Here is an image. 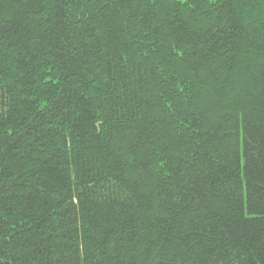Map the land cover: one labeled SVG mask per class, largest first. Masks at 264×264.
<instances>
[{"label":"trees","instance_id":"obj_1","mask_svg":"<svg viewBox=\"0 0 264 264\" xmlns=\"http://www.w3.org/2000/svg\"><path fill=\"white\" fill-rule=\"evenodd\" d=\"M0 264H264V0H0Z\"/></svg>","mask_w":264,"mask_h":264}]
</instances>
